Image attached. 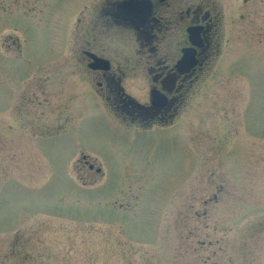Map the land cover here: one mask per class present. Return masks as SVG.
Returning a JSON list of instances; mask_svg holds the SVG:
<instances>
[{"label":"rangeland","instance_id":"obj_1","mask_svg":"<svg viewBox=\"0 0 264 264\" xmlns=\"http://www.w3.org/2000/svg\"><path fill=\"white\" fill-rule=\"evenodd\" d=\"M212 5L219 53L142 128L93 89L74 0H0V264H264V0Z\"/></svg>","mask_w":264,"mask_h":264},{"label":"flooded vegetation","instance_id":"obj_2","mask_svg":"<svg viewBox=\"0 0 264 264\" xmlns=\"http://www.w3.org/2000/svg\"><path fill=\"white\" fill-rule=\"evenodd\" d=\"M215 1L74 0L69 17L91 20L94 50L87 42L80 51L90 83L116 116L142 128L172 123L198 71L219 53ZM110 32L119 36L116 50L101 41Z\"/></svg>","mask_w":264,"mask_h":264},{"label":"water","instance_id":"obj_3","mask_svg":"<svg viewBox=\"0 0 264 264\" xmlns=\"http://www.w3.org/2000/svg\"><path fill=\"white\" fill-rule=\"evenodd\" d=\"M89 67H90L91 69H96L95 64H91Z\"/></svg>","mask_w":264,"mask_h":264}]
</instances>
